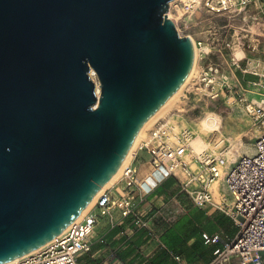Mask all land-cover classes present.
<instances>
[{
    "label": "water",
    "instance_id": "95a60500",
    "mask_svg": "<svg viewBox=\"0 0 264 264\" xmlns=\"http://www.w3.org/2000/svg\"><path fill=\"white\" fill-rule=\"evenodd\" d=\"M173 1L0 0V264L65 232L188 80Z\"/></svg>",
    "mask_w": 264,
    "mask_h": 264
},
{
    "label": "built area",
    "instance_id": "2783aa9c",
    "mask_svg": "<svg viewBox=\"0 0 264 264\" xmlns=\"http://www.w3.org/2000/svg\"><path fill=\"white\" fill-rule=\"evenodd\" d=\"M263 7L264 0H174L170 3L168 16L175 23L180 36H189L193 40L198 67L202 68L199 76L207 87L214 85L220 77L225 80L227 77L220 74L218 65L208 62L215 47L195 40L185 32L187 21L204 10L217 16L236 17ZM245 57H233V63L240 68L239 62ZM248 64L242 70L244 74L259 77L258 82L252 83L256 90L253 98L243 96L240 99L242 111L250 116L257 131L252 152L240 154L236 159L230 146H225L223 140L217 146L219 141L214 142L213 136L210 138L212 147L195 153L191 143L196 134L192 130L176 129L170 121L159 122L145 131L137 148L149 157V175L140 180L138 169L128 163L120 177L126 182L123 197L116 199L106 189L80 221H75L44 247L5 264H80V257L92 251L90 238L95 234L101 219L112 217L117 211L124 219L132 216L138 229H148V222L139 212L142 197L152 195L170 178L176 180L195 205L216 207L226 213L238 229L236 237L231 240L224 241L218 234L204 237L205 245L215 246L209 264H230L234 259L238 264H264V63L259 58ZM225 88L229 94L237 92L236 86L227 84ZM213 96H219L218 92ZM222 183L227 196L217 202L214 199V187ZM136 190L141 195L138 201L132 198ZM161 206L164 208L165 204ZM98 208L101 209L102 217L94 214ZM172 222L173 217L166 216L165 223ZM99 242L104 243V240L100 239ZM174 259L179 264H187L179 255L174 256Z\"/></svg>",
    "mask_w": 264,
    "mask_h": 264
},
{
    "label": "crops",
    "instance_id": "0c3cea01",
    "mask_svg": "<svg viewBox=\"0 0 264 264\" xmlns=\"http://www.w3.org/2000/svg\"><path fill=\"white\" fill-rule=\"evenodd\" d=\"M201 69L197 68L198 74ZM251 78L248 76L249 84L254 82ZM143 153L136 150L130 160L138 169L140 180L151 171L148 155L145 159L140 158ZM123 182L120 178L108 188L112 197L115 188ZM226 196L225 186L214 187L217 202ZM132 198L138 201L140 192H133ZM142 199L139 212L148 222V229H138L132 216L124 219L118 211L112 217L102 218L90 238L92 251L80 257V264H179L174 259L176 255L187 264H209L215 246L205 245L204 237L218 234L226 241L237 235L238 229L226 213L212 205H195L174 178L168 179L152 195ZM170 215L173 222L166 224L165 218ZM100 239L104 243H100ZM230 264H238V261L234 259Z\"/></svg>",
    "mask_w": 264,
    "mask_h": 264
},
{
    "label": "rangeland",
    "instance_id": "374dc122",
    "mask_svg": "<svg viewBox=\"0 0 264 264\" xmlns=\"http://www.w3.org/2000/svg\"><path fill=\"white\" fill-rule=\"evenodd\" d=\"M185 32L191 34L195 40H202L215 47L214 54L208 62L218 65L220 74L227 79L220 77L214 85L207 87L198 74L197 62L191 81L184 85L178 97L145 131L159 122L170 120L176 129L189 128L196 133L200 122L208 115L215 114L221 121L220 130L208 133L206 139L209 141L214 136V142L223 140L225 146H230L236 159L240 154L252 152L257 131L250 116L242 111L240 99L243 96L253 98L256 90L252 83L247 82L250 80L248 76H251L254 82H258L259 77L244 74L242 70L249 66V61L255 59L261 58L264 63V7L259 10L251 9L248 13L236 17L217 16L204 10L187 21ZM238 50H243L245 54L243 57L246 56L239 62L240 68L232 60L233 57H237ZM227 84L236 86L237 92L229 94L225 88ZM216 92L219 94L217 97L213 96ZM146 157V153L140 155V158ZM124 187L126 182L115 188L113 197L116 199L123 197ZM94 214L102 217L101 209H96Z\"/></svg>",
    "mask_w": 264,
    "mask_h": 264
},
{
    "label": "bare ground",
    "instance_id": "6f19581e",
    "mask_svg": "<svg viewBox=\"0 0 264 264\" xmlns=\"http://www.w3.org/2000/svg\"><path fill=\"white\" fill-rule=\"evenodd\" d=\"M195 39V38H194ZM244 51L243 50H238L236 52V56L241 59L243 56H244ZM197 60H198V55L196 53V61H195V66H194V69L192 71V73L190 74L188 80L186 81L189 82L191 81L190 79H192V76L194 75V71L196 70V66H197ZM91 75L96 78V73L94 71H92ZM185 83V84H186ZM184 84V85H185ZM184 87V86H183ZM182 87V88H183ZM181 88V89H182ZM180 89V91H181ZM97 92L98 94L100 93V88L99 86L97 87ZM181 92L179 93H176L174 95V97H172V99L167 102L153 117H151L145 124L144 126L142 127L138 137H137V140L130 152V154L128 155V157L126 158L124 164L122 165V167L120 168V170L118 171V173L116 174V176L104 187V189L95 197V199L89 204V206L86 208V210L80 215V217L76 220V222L80 221L83 217V215L88 211L90 210L94 204L96 203V200L98 198V196L100 194H102L106 189H108L110 186H112L114 183H116V181L120 178V176L122 175V171L124 169V167L130 162L131 158L133 157V155L135 154L138 146H139V143L140 141L142 140V137L144 136V131L148 128V126L158 117V115H160V113H162L170 103H172V101L174 99H176L178 97V95L180 94ZM170 121V120H169ZM220 125H221V121L219 119V117L215 114H210L208 115L206 118H204L201 122H200V125L198 127V129L196 130V136L194 137V139L192 140V147H193V150L195 153H201L207 149H209L210 147H212V142L209 141L206 139V135L208 133H211V132H216V131H219L220 130ZM222 141V140H221ZM219 141L217 143V146H220L222 144V142ZM221 142V143H220ZM218 197L220 196L219 193L216 191L215 193Z\"/></svg>",
    "mask_w": 264,
    "mask_h": 264
}]
</instances>
